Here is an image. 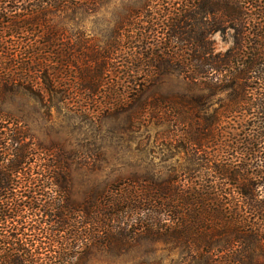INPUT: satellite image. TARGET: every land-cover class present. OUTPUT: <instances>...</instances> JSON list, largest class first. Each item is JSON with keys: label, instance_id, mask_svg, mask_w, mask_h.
I'll return each instance as SVG.
<instances>
[{"label": "trees", "instance_id": "obj_1", "mask_svg": "<svg viewBox=\"0 0 264 264\" xmlns=\"http://www.w3.org/2000/svg\"><path fill=\"white\" fill-rule=\"evenodd\" d=\"M90 3L94 4L92 0H0V224L7 226V219L25 218L22 212H29L34 222L30 228L38 234L88 224L93 227L87 232L89 244L110 251H127L144 237L180 251V258L170 264H264V0H183L172 6L164 24L166 41L172 40L169 45L152 43L143 56L147 63L128 54V71L135 66V72L139 69L145 75L183 73L199 93L181 96L161 94L158 81L132 79L123 89L104 80L121 39L106 48L89 45L86 39L72 41L65 28L53 21L58 13ZM207 15L212 21H205ZM226 30L233 31V44L216 53L206 37ZM37 77L44 83L43 93L37 90ZM104 82L115 114H126L131 127L147 117L175 122L177 131H182L179 147L187 162L177 164V172L166 176L159 170L105 183L76 205L64 172L70 156L38 158L40 150L37 153L22 142L26 131L10 121L2 103L9 93L39 98L46 92L52 97L51 106H58L62 101L70 103V92L75 90L88 91L92 99ZM221 94L225 98L214 101ZM227 141L231 154L199 155L206 145L219 147ZM38 159L44 162L42 185L27 201L17 190V178ZM43 181L59 194L46 197ZM23 182L35 184L29 179ZM38 205L44 216L54 215L53 224L36 219ZM17 235L13 243L6 238L0 241L9 246L0 252V264H74L81 259L18 255L13 248L26 250L29 243ZM147 264L163 262L154 259Z\"/></svg>", "mask_w": 264, "mask_h": 264}, {"label": "rangeland", "instance_id": "obj_2", "mask_svg": "<svg viewBox=\"0 0 264 264\" xmlns=\"http://www.w3.org/2000/svg\"><path fill=\"white\" fill-rule=\"evenodd\" d=\"M92 1L94 4L90 3L58 13L53 21L65 28L67 36L72 41L86 39L89 45L106 48L115 40L121 39L117 57L109 61L110 71L105 75V81L117 82L125 89L127 81L142 78L151 82L158 81L157 91L163 95L181 96L199 93L178 70L162 73L151 71L145 75L139 69L135 72L137 67L132 66L128 71L130 68L128 54H134L137 59L141 57V61L147 63L148 61L143 60L145 59L143 56L149 54L148 49L153 47L152 43L161 41L170 44L169 41L172 40L166 41L168 34L164 24L172 15L169 11L172 6H178L183 0ZM207 18L205 21H212V17L207 15ZM131 22L135 24L129 25ZM232 35V30L211 32L206 40L216 53H224L233 44ZM40 75L38 74V77ZM38 77L35 81L38 84L37 90L43 93L44 83ZM103 85L92 99H89L88 91L75 90L70 92V103L62 101L57 104L58 106H51L52 97L46 92L39 98L23 92L9 93L5 95L2 103L3 111L11 116L10 121L13 123L17 121L19 123L17 127L26 131L27 138L22 142L35 147L36 152L40 150L38 158L56 160L61 156L64 159L70 156L68 169L64 172L70 179V197L76 205L83 202L91 189H103L105 183L133 174L140 175L159 170L166 176L177 172L174 171L177 164L187 162L186 154L179 147L183 143L182 138L179 137L182 131H177L175 122L172 120L155 122L154 119L147 117L145 122L139 121L134 124L135 127H131V121L129 120V124L126 114H115L117 109L114 108L115 106L111 107L109 86L105 82ZM150 92L148 91L146 95ZM218 97L225 98V94L215 96L214 101ZM81 103L84 105L79 107ZM213 108L212 106L209 109V113ZM230 145V141L219 147L206 145L199 155L202 153L204 158H213L214 155L224 157L232 153L233 148ZM42 160L38 159L37 164L30 169L24 168V172L19 175L21 179L17 178L20 183L17 190L24 195V200L30 201L32 196H36L34 190H39L42 185L41 180L44 176L42 170L44 162L40 164ZM25 179L34 181L35 184L21 185ZM47 187H45L46 197L59 194L51 190L52 185ZM34 211L36 215L38 214L36 217L38 221L42 219L52 224L55 222L54 215H43L41 206L38 205ZM11 213L13 215L14 212ZM28 213L22 212L25 218L7 219L5 224L7 226L0 224V241L6 238L8 242L13 243L15 235L19 234L16 236L17 239L21 238L29 243L26 250L17 252L13 248L18 255L30 252L44 258L70 257L69 255L74 256V259L81 258L74 264H147L154 259H161L163 264H170L180 258V251H170L164 243L152 242L144 237L127 251H110L96 244H89L87 232L89 234V230H93V227L88 224L82 227L80 224H75L74 228L67 226L60 231L52 233L44 231L38 234L30 228L34 222L30 221L32 216ZM78 221L77 219L75 223H79ZM42 226L45 229L49 228L46 224ZM30 245H33L31 249ZM8 248V244H0V252Z\"/></svg>", "mask_w": 264, "mask_h": 264}]
</instances>
